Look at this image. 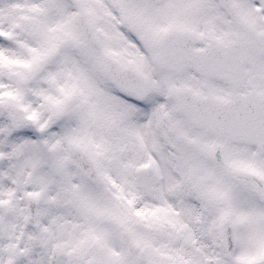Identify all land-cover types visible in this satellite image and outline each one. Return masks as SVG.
<instances>
[{
    "label": "snow or ice",
    "instance_id": "snow-or-ice-1",
    "mask_svg": "<svg viewBox=\"0 0 264 264\" xmlns=\"http://www.w3.org/2000/svg\"><path fill=\"white\" fill-rule=\"evenodd\" d=\"M0 264H264V0H0Z\"/></svg>",
    "mask_w": 264,
    "mask_h": 264
}]
</instances>
